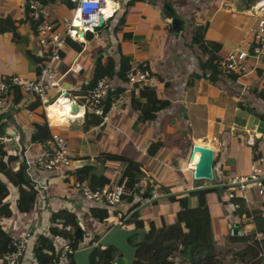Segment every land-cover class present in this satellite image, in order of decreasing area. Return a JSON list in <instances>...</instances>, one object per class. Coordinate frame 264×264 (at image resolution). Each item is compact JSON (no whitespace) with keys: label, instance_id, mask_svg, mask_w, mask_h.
I'll list each match as a JSON object with an SVG mask.
<instances>
[{"label":"crops","instance_id":"0c3cea01","mask_svg":"<svg viewBox=\"0 0 264 264\" xmlns=\"http://www.w3.org/2000/svg\"><path fill=\"white\" fill-rule=\"evenodd\" d=\"M124 1L115 0L117 10L110 24L106 26V31L101 35L104 49L99 54L111 56L115 66L118 53L126 56L128 61L148 62L155 78V85L151 88L158 98L167 100L169 105L158 111L153 121L139 122L136 112L131 109L128 97L118 111L107 115L106 120L102 119L99 125L85 128L82 124L85 112L81 107L80 96L86 89L84 85L91 77L93 65L87 67L81 57L83 46L79 52H75L71 49L70 43H68L69 48L62 54L58 70V75L61 77L60 84L62 83L60 86L65 91L49 90L48 97H51L50 103L61 93L69 95L77 106L76 111L79 115L74 114L75 119L62 122L63 124L51 123L47 106L43 107L29 94L19 92L17 98L16 93H12L7 109L11 111L14 120L23 131V149L26 153L34 156L39 152V143L31 144L28 138L31 122L41 121L39 115L42 111L50 131L58 130L68 135L72 153L71 169L63 180L57 178L54 173L39 169L31 171L36 178L48 183V190L42 203L32 205L28 211L18 209L19 190H29L30 185L25 174L23 177L17 173L13 174L17 171L18 165L24 170L22 152L14 129L5 121H0L3 123L4 131V135L0 138L3 143L1 152L5 157L15 156L9 164L8 173L0 174V179L6 187V194L0 200V226L9 234L30 231L28 250L21 264H35L31 247L37 235L46 233V228L53 217L59 228L69 216L73 215L81 229L89 220L100 227L95 229V233L101 235L105 231L103 222L108 220L109 223L112 214L106 209L107 216L103 217L101 211L104 207L99 204L90 205L82 211L79 199L69 186V182L72 178L77 179V173L88 165L92 169L84 175L83 180L87 183L91 174H99L108 182L115 181L117 169L120 178L124 165L108 159L109 155H123L139 162L143 176L136 186H140L141 189L143 184L147 187L152 186L151 192L155 193V196H147V202L140 206L143 208L144 205L151 204L149 211L141 212L140 207L137 209L138 217L143 220L142 229L146 227L148 221H151L156 228L172 224L179 231H185L186 226L182 222H176L175 213L184 208L195 207L196 192L177 194L174 195V199H169L168 196H160L162 193H158L160 190L157 185L167 189L173 187L172 191L175 192L196 187L192 183V176H187L188 170L192 168L194 171V165L197 163L196 152L190 160L192 144L212 149L215 158L212 167L213 184H219L231 171L246 173L252 161L253 150L264 156V133L256 138L253 129H243L232 123L238 100H242L251 111L256 112L261 120L264 119V52L258 57L254 71L239 80L246 89L245 96L239 99L237 84L225 83L219 78L217 82L207 81V71H203L197 65L198 49L195 45L190 47L187 43L192 28L199 24L205 25L203 40L217 45L213 52L211 51L217 59L245 37L247 27L260 12L256 10L255 5L258 0L134 1L125 8L121 28L114 33L112 29L122 12ZM164 4L171 7L173 15L179 20L178 33H174L170 28V17L163 10ZM54 7L58 14L67 11L63 3H57ZM2 17L16 21L15 30L18 36L0 33V76L10 73L31 78L35 73L38 50L33 29L26 15L24 0H0V18ZM84 44H87L86 40L82 43ZM93 46L96 48L90 53L92 56L98 50V46L95 44ZM208 56L205 54L202 58ZM73 60L79 62L81 67L84 64V71L81 69L78 75L67 70ZM104 60H101V63ZM111 82L113 89L116 86L121 88L123 85V82L114 76L111 77ZM258 92L263 94V98L257 96ZM14 96H16L15 100ZM37 102L38 105L34 107L33 104ZM122 111H125L126 115L122 114ZM184 130L187 133H183ZM255 134L258 135L259 132L256 131ZM118 135L126 136L135 150L133 151L131 146L125 149L123 142L120 141L122 138L117 137ZM155 141L161 142V146L153 156H150L146 153V148ZM250 141L254 144L251 145ZM126 150L128 154H124ZM188 160L189 164L186 167ZM176 173L178 176L174 177ZM244 194L247 197V204L241 198H237L242 201L243 208L233 213L235 217L225 213L223 203L220 202L221 198L218 200L213 192L203 195L209 213L210 237L215 242L218 237L223 239L222 236L230 221L238 223L241 218H244L242 222L244 227L249 232L255 233L257 240L264 241V195H255L252 188L246 189ZM133 199H136L135 196ZM153 200H156V204L152 202ZM128 205L127 202L126 205H117L116 208L124 212ZM214 205L218 207V214L215 216L212 210ZM63 227L67 229L68 224ZM138 240L140 239L134 241ZM171 241L168 239L165 242ZM85 243L84 239L83 244Z\"/></svg>","mask_w":264,"mask_h":264},{"label":"built area","instance_id":"2783aa9c","mask_svg":"<svg viewBox=\"0 0 264 264\" xmlns=\"http://www.w3.org/2000/svg\"><path fill=\"white\" fill-rule=\"evenodd\" d=\"M70 2L71 8L63 14H58L54 6L57 3L65 5V0H24L26 15L33 29L38 50L35 73L31 78L10 73L0 76V112L8 110L9 98L15 91L33 96L43 107L49 104V90L65 91L60 86L61 77L58 75V70L62 54L69 48L67 41L79 44L85 41L87 33L95 36L96 29L111 19L117 10L115 0H70ZM255 5L256 10L260 12L247 27L245 37L214 61L218 78L225 83L238 85L239 99L245 96L246 90L239 80L254 71L258 57L264 52V0H258ZM78 31L83 36L81 42L76 37ZM81 69V65L75 60L67 68L74 75H78ZM123 77L121 90L115 93L111 77L108 75L99 76L90 87H86L80 96L83 111L102 116V119L106 120L107 115L118 111L128 97H136L139 89L155 85L151 65L145 61H128ZM107 99L109 101L103 112ZM262 122V132L258 135L255 134L256 131L253 132L256 138L264 133V119ZM249 143L254 144L252 141ZM21 159L29 188L33 191V205L40 204L48 190V183L36 178L31 171L39 169L54 173L60 180L65 179L71 169L72 160L69 137L66 133L51 130L48 138L39 144V152L36 155L30 156L23 149ZM263 177V155L252 159L246 173L229 172L219 183L222 186L221 200L225 211L231 214L240 207L237 198H241L247 204L244 192L248 188H252L257 196L264 195ZM69 186L77 195L82 211L90 205H102L113 213L109 222L111 226L119 224L124 218H122L123 213L116 208L121 202L122 195L126 194L124 186L119 181L92 187L84 180L72 178ZM243 219L241 218L238 223L230 221L227 224L228 236L239 237L249 233L242 223ZM30 238L29 230L10 233L9 250L0 256V264H21L27 253ZM254 238L256 239L255 233ZM51 244L54 250L52 264H71V254L75 249L70 246L67 239L55 235L51 237ZM259 254L261 261L258 264H264V250L260 249ZM168 259L173 264H184L176 256Z\"/></svg>","mask_w":264,"mask_h":264},{"label":"trees","instance_id":"16d2710c","mask_svg":"<svg viewBox=\"0 0 264 264\" xmlns=\"http://www.w3.org/2000/svg\"><path fill=\"white\" fill-rule=\"evenodd\" d=\"M134 1L139 0L124 1L122 12L117 18L116 24L112 29L114 33L121 28V24L123 22V17L125 14V8ZM65 3L66 9H70L72 6L70 0H65ZM163 10L170 17V13L166 9ZM15 23L16 21L10 19L9 17L0 18V33H11L12 36L17 37L18 33L15 30ZM204 29L205 25L202 24L193 27L187 43L190 47L195 45L198 49L199 54L196 55L197 65L198 68L202 69L203 71H207V81L217 82L219 81V79L217 77V71L214 63V61L216 60V56L211 53V51L213 52V49H215L217 45L214 43L205 42L203 40ZM87 34L86 35L88 39H90L91 34ZM85 40H87L86 37ZM67 43L71 44V49L75 52H79L82 48V43L76 44L70 42L69 40L67 41ZM205 54H208L209 56L206 58H202V56ZM127 67L128 58L126 56L118 53L115 66L112 57L107 55L103 63H101V61L99 60L94 63L91 77L84 86L90 87L94 83V81L101 75H108L109 77L114 76L117 80L122 81L124 78V72ZM120 90L121 88L116 86L113 89V92L115 93ZM15 93L16 96L20 95L19 91H15ZM16 96H14V100L16 99ZM257 96L259 98H263V94L259 92L257 93ZM129 98L131 109L136 112V118L139 122L153 121L156 117L157 112L165 109L169 105V102L167 100L158 98L155 94L154 89L151 87L139 89L138 95L136 97L131 96ZM108 101L109 99H107L104 104L103 112L106 110ZM33 105L34 107H36L38 105V102L34 103ZM39 116L41 118V121L31 122V132L28 138L31 144H40L50 135V127L46 122L43 111ZM101 120L102 116L85 112L82 124L85 128H87L90 126L99 125L101 123ZM2 125L3 123L0 122V138L4 135ZM2 146L3 143L0 140V174H7L10 166L9 164L14 160L15 156L10 155L5 157L1 152ZM160 146L161 142L159 141L151 142L146 148V153L150 156H153ZM258 156L259 152L253 150L252 159L254 160ZM107 158L121 162L124 165L123 175L119 180L123 178L122 185L124 186L126 191L131 193L128 195H126V193L121 197V199H125V201L129 203L127 209L122 212L123 218L140 204L138 201L133 202V197L140 196L144 193L148 197H150L152 186L146 187L144 190H142L140 186H136V183L140 182L143 176L140 169V163L136 160L117 154L109 155ZM214 159L215 158H213L211 167H213ZM91 169L92 168L89 165L84 167L82 171L77 173V179L83 180L85 178L84 175L87 174V172ZM16 173L20 177L24 176V170L21 165H18L17 171L13 172V174ZM107 182L108 181H106V179H104L99 174H91L88 177V184L92 187L103 186ZM199 184H213V181L196 183L194 184V186H198ZM157 188L158 190H160L158 192L159 194L169 193L168 189L162 185H157ZM195 192L197 195V205L193 208H184L183 210L175 213L176 222H182L186 226L185 231L177 230L172 224L167 226L161 225L160 227L156 228L151 221H148L146 223V227L144 228V233L141 234L142 237L140 238V240L132 241L131 238L128 239V243L130 245L137 247L134 253L135 260L132 262V264H173L168 259V257L172 255H177L178 257H180L181 261H186L187 264H224L218 257L219 253L221 254V252L216 249L215 240L210 237L211 228L208 222L209 213L204 203L203 195L209 192H213L218 200L221 197L219 198V195L215 188L197 190ZM5 194L6 187L0 179V200L5 196ZM167 198L174 199L175 196H168ZM33 200L34 196L31 189L26 191L24 189H20L17 199L18 209H22L24 211L30 210L33 205ZM236 201L239 203L240 207L237 210L233 211V213H236L243 208L242 201L240 199H236ZM152 202H155V200H153ZM220 202L223 203L221 199ZM101 212L103 217L107 216L105 207ZM233 213H231V216L233 215L235 217ZM61 216L62 215H60V218ZM138 216L139 210H136L129 215L123 225L126 228H143V220ZM67 220L65 221V223H63V226L65 224H68V228L66 229L63 226L59 228L55 223V217H53L51 219L50 225L46 228V233L36 236L31 247V252L35 264H52L54 250L51 244V237L55 235H60L67 239L68 243L73 249H77L84 245L91 246L99 238L100 233H93L85 244L82 243L78 246L79 242H82L83 240V231L81 230V234L78 240L73 239L72 230L78 224L75 221V217L73 215L69 216ZM103 225L105 230L111 226V224L108 223V220H105L103 222ZM222 237L223 241L221 244L228 242L236 245H242L240 251H238L237 253H233L237 254V258H234V260L236 261L235 264H258L261 261L259 251L260 249L264 250V241L260 242L259 240H256L254 238L253 232H249L245 236L231 237L228 236L225 231ZM168 239H171L172 241L170 243H166L165 241ZM8 243L9 233L0 226V256L9 250ZM112 251L113 249L111 247H96L89 256L90 264H113V260L111 257ZM71 264H73L72 260Z\"/></svg>","mask_w":264,"mask_h":264},{"label":"water","instance_id":"95a60500","mask_svg":"<svg viewBox=\"0 0 264 264\" xmlns=\"http://www.w3.org/2000/svg\"><path fill=\"white\" fill-rule=\"evenodd\" d=\"M163 8L170 13L169 25L171 30L174 33H178L180 29L179 20L174 15H172V10L169 5L164 4ZM76 37L80 42L83 40V36L79 31L77 32ZM99 57L100 55L95 59V61H97ZM0 121H5V123H7L10 127L14 129L17 135V143L19 145L20 151L22 152L24 134L18 123L14 120L11 111L10 110L1 111ZM232 123L240 128L254 129V131H258L260 133L262 132V127H263L262 120L258 117L256 112L251 111L250 107L245 105L242 100L236 101V105L232 117ZM191 151L197 152V161L202 167V171L200 173L197 174L192 172V178L202 179L207 181L211 180L212 179L211 166L213 161L212 149L206 146L192 144ZM211 188H215L217 190L218 195L221 196L222 194L221 184L196 186L185 189L180 192H171V193L162 194L160 196L162 197L174 196L177 194H186L191 191L211 189ZM141 198L143 199V202L139 206L131 210L122 219V221L119 224L110 226L108 229H106L99 236V238L93 245L83 246L75 249L71 254V260L73 264H90L89 256L96 247H111L113 249V251L111 252L113 264H132V262L135 260L134 253L137 247L130 245L128 243V239L135 234L144 233L145 230L142 228H126L123 225V223L131 213L135 212L140 206L143 205V203L147 202V195L145 193L141 195ZM81 230L82 229L78 225L72 230L73 239L78 240L81 234Z\"/></svg>","mask_w":264,"mask_h":264},{"label":"rangeland","instance_id":"374dc122","mask_svg":"<svg viewBox=\"0 0 264 264\" xmlns=\"http://www.w3.org/2000/svg\"><path fill=\"white\" fill-rule=\"evenodd\" d=\"M111 20L112 19H109L107 22H105V24H103L102 26H99L96 30V35L95 36H92L91 35V37H93L92 39H88V37H87V35L85 36L86 37V41H87V44H84V45H82L83 46V55L81 56L82 58H83V60H84V62H85V64H86V66L87 67H91L92 65L94 66V63H95V59H96V57H98V54L101 52V51H103V49H104V46H103V40H102V37H101V35H102V33L104 32V31H106V29H107V25H109L110 24V22H111ZM96 39V40H95ZM106 41H104V43H105ZM96 45V46H98V50L96 51V53L94 54L93 53V56L90 54L92 51H93V49L94 48H96V47H94L93 45ZM97 52H98V54H97ZM97 54V55H96ZM88 55H91V56H88ZM94 55H96V56H94ZM100 55V57H99V61H101V60H104V58L106 57V56H104L103 54H99ZM84 69H85V67H84V64H82V71H84ZM65 86H66V84L65 83H63ZM61 86H62V83L60 84ZM57 93V92H56ZM55 93V94H56ZM51 97H49V99H50ZM122 114H125L126 115V113H125V111H122L121 112ZM125 132H128L127 130H125ZM183 133H187V132H185V130H184V132ZM117 137H119V138H122L120 141H122L123 142V145H124V147H125V149L126 148H128L129 146H131L132 147V145L131 144H129V140L127 139V137L126 136H121V135H118ZM205 140V139H204ZM119 141V142H120ZM200 142V141H199ZM122 145V146H123ZM187 148V150H188V147H186ZM190 148V147H189ZM132 150L134 151L135 149L132 147ZM128 152V150H126V152L124 153V154H128L127 153ZM190 155V157H191V154H189ZM118 164V163H117ZM169 164V163H168ZM171 164V163H170ZM189 164V160L187 161V164H186V167H187V165ZM172 165V164H171ZM121 168H122V166H121ZM173 168H174V166H173ZM121 170V169H120ZM117 172H116V174H115V177H114V179H115V181L116 180H118L120 183H122V181H123V178H121V180H119L120 178L118 177L119 176V170L117 169L116 170ZM193 172V170H192V168L190 169V170H188V172H187V176H192V172ZM121 172H122V170H121ZM174 172H177V171H174ZM123 175V173H121V176ZM120 176V177H121ZM178 176V174L176 173L175 174V176L174 177H177ZM117 177H118V179H117ZM207 180H202V179H192V182H193V184H196V183H201V182H206ZM209 182H211V181H213V179H211V180H208ZM169 183V182H168ZM171 183V182H170ZM248 186H250V185H248ZM147 186L146 185H144L143 184V187H142V190H144L145 188H146ZM172 188L173 187H171V189L170 188H168V191H169V193H171V192H175V191H172ZM177 191H180V190H177ZM195 191H193V192H190V193H194ZM126 193L127 194H130L128 191H126ZM179 195V194H178ZM150 196H155V193H152V192H150ZM176 196V195H175ZM136 199H133V202L134 201H138L140 204L142 203V201H143V199L141 198V195L140 196H136L135 197ZM220 198V197H219ZM154 204H156V200H155V202H153ZM127 204V202L125 201V199H121V202H120V204L119 205H126ZM151 204H146V205H144L143 206V208L142 207H140L139 208V210H141V212L143 211H145V210H147V211H149L148 210V208H149V206H150ZM128 207V206H127ZM223 208H224V205H223ZM212 210H213V216H215V215H217L218 213H217V211H218V207H216L215 205L213 206V208H212ZM146 211V212H147ZM224 211H225V209H224ZM111 213V212H110ZM225 213L226 214H228L226 211H225ZM111 214H113V213H111ZM85 225H83V229H82V231H83V236H82V238H83V240H82V242H79V244H78V246L80 245V244H82L83 242H84V239H85V242L90 238V236L93 234V233H95V229H99L100 227H99V225L98 224H95L94 223V221H89V220H87L86 221V223H84ZM104 226V225H103ZM97 227V228H96ZM104 228V227H103ZM97 231V230H96ZM142 233H140V234H135V235H133V236H131L130 238L132 239V241H134L135 239H140L141 237H142V235H141ZM218 240H216V242H215V247H216V249L217 250H219L220 252H221V254L219 253V255H218V257H219V259L221 260V262L222 263H224V264H235L236 263V261L234 260V258L236 259L237 258V254H233V253H237L238 251H240V249L242 248V245H236V244H232V243H228V242H226V243H224V244H221V242L223 241V239H221V237H218L217 238ZM174 256H176L177 258H180V257H178L177 255H172V256H169V257H174ZM234 260V261H233ZM184 264H187V262L186 261H184Z\"/></svg>","mask_w":264,"mask_h":264},{"label":"bare ground","instance_id":"6f19581e","mask_svg":"<svg viewBox=\"0 0 264 264\" xmlns=\"http://www.w3.org/2000/svg\"><path fill=\"white\" fill-rule=\"evenodd\" d=\"M76 109H77V106L73 103V100L66 93H61L52 102H50L46 107L49 121L54 124H63L65 122L72 120L74 118V114L79 115ZM194 152L196 151L192 152L190 160L192 159ZM201 171H202V167L197 161V163L194 165L193 172L198 174Z\"/></svg>","mask_w":264,"mask_h":264}]
</instances>
